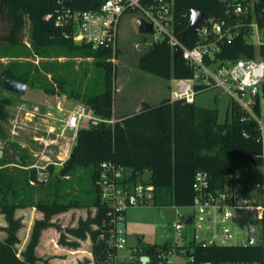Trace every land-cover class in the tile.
Returning a JSON list of instances; mask_svg holds the SVG:
<instances>
[{"label":"trees","instance_id":"obj_1","mask_svg":"<svg viewBox=\"0 0 264 264\" xmlns=\"http://www.w3.org/2000/svg\"><path fill=\"white\" fill-rule=\"evenodd\" d=\"M175 9L179 23L176 34L188 46H193L195 35L181 36L180 32L188 23V13L192 9L202 11L206 16H219L223 13V5L218 0H175ZM77 9L93 8L97 0H73L71 4ZM57 0H0V44H20L25 38V25L29 23V39L32 53L36 56H48V46L59 44L77 56L91 57L103 69L104 89L100 93L88 94L83 103L89 105L94 113L103 119L96 125L79 129L76 142L71 152L59 169L48 165V171L56 176L69 175L78 168H89L91 194L87 193V201L74 195L65 198L60 193L61 181L53 179L49 182L52 199H35L30 182L42 187L44 182L38 177L35 167L26 169L22 182L7 167L11 161L6 155L0 158V213L6 222L3 226L4 238H0V264H37L39 256L35 253L43 228L51 225V216L71 208L91 206L95 213L91 218L79 221L77 227L67 228V232L79 238L89 235L92 243L94 264H111L116 253L110 245L111 226L109 225V206L101 199L97 183L99 164L102 161H113L129 168L131 173L128 181L136 182L135 178L145 170L150 172L143 184L154 186L152 201L155 205H174L188 207L193 203L194 174L197 170L206 171L210 178V186L222 190L238 169L251 172L261 183V169L264 167V150L257 140L258 129L253 120L241 121V112L232 104L231 119L218 121L216 108H203L194 102L181 99H161L158 103H144L140 110L121 117H115L113 123L104 120L113 117V84L114 63L110 48H93L90 44L74 43L71 36L64 31L70 28L56 26L53 17L45 18L57 7ZM255 11L260 24L264 23V0L255 3ZM184 14V15H183ZM248 20V18L246 19ZM142 42L147 37H142ZM256 51L264 58V44L257 49L241 34L230 43H224L216 58L236 59L240 56L252 58ZM119 48L116 49V56ZM31 66V65H30ZM29 66V67H30ZM137 66L146 72L165 79L187 78L192 76V69L181 55L173 57L172 49L166 39L153 42L138 56ZM31 68L23 71L17 67L5 66L0 72L1 82L4 78H12L28 83ZM53 82L44 86L48 94H66L77 98L73 90L66 92L63 81L54 77ZM11 104L8 96L0 95V137L5 136L3 121L8 118L7 106ZM246 132L247 135H244ZM24 161H19L23 164ZM65 180V179H64ZM21 184L25 185L24 188ZM256 197V198H255ZM255 203L264 204V199L256 193L249 196ZM255 198V199H254ZM31 206L43 213L36 219L25 248L18 252V231L23 226L22 218L16 216V209ZM264 226V219L261 220ZM95 223V227L91 226ZM103 235V237H101ZM59 241L63 244L77 246L67 242L63 234ZM167 242L157 245L148 244L138 249L134 255L149 256L145 264H155V251L158 247L167 248ZM197 263L224 264L228 262L256 261L264 263V243L246 245H206L189 242L184 250ZM113 259V258H112ZM45 264H54L44 260ZM87 260L80 264H86ZM133 264H139L134 262Z\"/></svg>","mask_w":264,"mask_h":264},{"label":"built area","instance_id":"obj_2","mask_svg":"<svg viewBox=\"0 0 264 264\" xmlns=\"http://www.w3.org/2000/svg\"><path fill=\"white\" fill-rule=\"evenodd\" d=\"M218 1L223 5V13L217 17L204 14L195 32L187 34L195 35L197 38L196 43L191 47L176 34L179 19L175 0H97L95 7L87 9L74 8L71 5L73 0H57L58 6L52 13L45 14V18L53 17L56 26L70 28V31H64V35H70L74 43L90 44L93 48H110L113 53L111 59L114 60L118 48L120 17L124 12L139 10L142 16L138 19L150 23L152 28L151 32L145 33L149 38L145 43L149 45L166 39L172 50L179 49V55L192 69L193 73L190 77L171 79L174 86L169 93L170 100L181 99L185 102H194L195 95L200 90L212 86L221 87L240 110V120H253L256 123L257 140L264 150V58L258 51L252 58L243 56L236 59L216 58L224 43L232 42L241 34L256 49L264 44V23L260 24L254 8L258 0ZM189 15L190 12L188 19ZM45 107L42 110L37 104L28 106L22 102L15 108L16 115L21 114L28 121L39 115L47 122L45 129L47 138H39L45 144H56L64 151L63 155L58 156L59 162L53 163L55 166L62 165L76 142L79 129L96 125L103 119L94 113L92 107L83 102L73 103L68 107L58 102L55 107L57 114L51 111L53 105L47 104ZM14 120L11 128L13 133L25 124L24 121H19L18 117ZM104 121L113 123L115 117L113 115L111 119ZM244 135H247L246 132ZM125 171V167L113 161L105 160L99 164L97 183L101 199L110 209L108 221L111 226L110 242L115 250L124 247V230L120 222L123 220L125 210L150 201L154 189L152 183L128 181L129 175ZM188 207L192 208V212L180 213V219L176 221L175 228L181 234L185 223H192L194 232L189 242L201 243L203 246L260 243L255 241V229L252 231L253 243H248L247 225L253 223L255 226V223L239 224L238 217L245 215L246 210H249L253 218L261 221L264 219V204L255 203L244 192L232 186L222 190L212 189L206 171L195 172L193 203ZM254 209H256L255 213H253ZM239 227L245 230L244 235L238 231ZM186 251L184 250L187 255L184 264H211L207 261L197 263L189 254V249ZM172 255L171 245L167 248L158 247L155 251V264H177L172 259ZM115 257L116 253L112 257L111 264L146 263L141 262V256L137 257L134 254L130 256L127 263H118ZM224 264L264 263L240 261Z\"/></svg>","mask_w":264,"mask_h":264},{"label":"rangeland","instance_id":"obj_3","mask_svg":"<svg viewBox=\"0 0 264 264\" xmlns=\"http://www.w3.org/2000/svg\"><path fill=\"white\" fill-rule=\"evenodd\" d=\"M141 16L142 13L139 10H132L124 12L119 20V52L112 60L114 63L112 78L114 117H118L123 113L136 112L140 110L144 103H158L161 99L169 97L170 90L174 86L171 79L153 75L137 66L138 56L148 47V43L142 42L141 39L144 36L147 37V40L149 39L145 33L139 32L137 29L136 22ZM48 47V56L40 57L32 53L28 22L25 25V38L22 43L0 44V72L7 65L17 67L23 71L31 68V78L27 83L24 94L10 93L4 89L0 92V95L8 96L11 99V104L7 106L8 118L2 122L5 136L0 137V158L6 155L8 159L14 161L7 164V167L16 179L21 182L24 174L28 171L26 169L37 167L38 177L44 182V185L40 187L32 181L30 182L33 187V193L31 194L35 199H52L51 195L47 197L52 187L49 182L53 179H58L61 181L59 191L65 198L78 195L86 202L88 190L91 188L90 194L93 191L90 183L89 168H78L74 173L65 176H56L50 173L47 169L48 165H54V162H59L58 156L63 155L64 151L56 144H45L42 141V139L47 138L45 131L47 122L45 120L36 115L28 121L21 114L17 116L15 108L22 102L28 106L37 104L42 110L46 108L47 104H51L53 105L52 113L57 114L55 107L58 102L68 107L73 103L83 102L84 97L88 94L102 92L104 89V73L102 67L97 65L91 57L77 56L68 51L65 46L59 44H51ZM54 77L63 81L64 91L73 90L78 93V97L70 98L66 94L46 93L44 86L53 82L52 79ZM194 103L203 108H216L219 122L231 119L232 99L221 87L212 86L200 90L195 95ZM17 117L19 121H24L25 124H23L21 129L17 128V131L13 133L11 128L15 121L14 119H17ZM39 137H42V139ZM21 160L24 161L23 164H19ZM125 172L127 175L131 173L129 168H126ZM149 174L150 172L145 170L143 174L135 178L136 182L142 183L147 180ZM260 179L261 183H259L258 178L255 177L252 171L247 172L244 169H238L228 181V185H232V187L244 192L247 196L256 193L259 198L264 199V167L261 169ZM24 188L27 189L28 187ZM69 210L72 211L71 214L68 212L62 218L54 221L50 220L52 224L43 228L39 236L40 241L43 231H46L45 234L50 237L54 233L52 228H55L57 231L56 242L59 248L68 249L56 250L54 253V249L57 248L49 240L43 246V250H40L41 255L37 260V264H45L44 260L52 262L55 258L65 259V264H80L86 260L88 261L86 264H94L92 243L89 235L85 238H79L67 232L66 229L77 227L79 221L86 220L88 217L91 218L95 213V209L85 205ZM189 212H192L190 207L155 205L152 200L141 205L128 207L125 210L123 220L120 222V226L124 230L125 242L123 248L116 250V262L127 263L130 256L145 245H161L167 242L173 248L172 259L174 262L184 264L187 259L184 245L192 240L194 225L186 222L183 232L179 234L175 228V223L180 219V213ZM15 214L24 220L18 234L19 242L16 244V249L20 252L25 248L29 240L32 226L37 219L36 215H43V213L34 207L27 206L17 208ZM2 215L0 213V238L5 236L2 224L6 222H4ZM54 215L50 219H54ZM247 222L255 223V241L264 243V226H262L261 221L252 217V213L249 210H246L245 215L238 217L239 224ZM91 226L95 227V223H91ZM238 231L242 235L245 234V230L240 227ZM61 233L67 242L74 241L77 246L61 243L59 241ZM111 260L113 259L111 258Z\"/></svg>","mask_w":264,"mask_h":264},{"label":"water","instance_id":"obj_4","mask_svg":"<svg viewBox=\"0 0 264 264\" xmlns=\"http://www.w3.org/2000/svg\"><path fill=\"white\" fill-rule=\"evenodd\" d=\"M204 18V13L198 9H192L190 10V15L188 19V24L187 27L180 32L181 36H185L187 34L194 33L200 22ZM137 29L139 32H151V24L148 22L143 21L142 19H137L136 22ZM172 55L173 57H177L179 55V49L174 48L172 50ZM1 86L4 90L10 92V93H15V94H24L27 88V83L21 80L17 79H12V78H4L1 82ZM62 167V165H57L56 166V171H59V169ZM256 212V209H254L253 213ZM255 229V226L253 223H249L247 225V230H248V237L247 241L248 243H253V234L252 231ZM187 253V251H186ZM140 260L142 263L147 262L148 256L142 255L140 257ZM131 264V263H129Z\"/></svg>","mask_w":264,"mask_h":264},{"label":"crops","instance_id":"obj_5","mask_svg":"<svg viewBox=\"0 0 264 264\" xmlns=\"http://www.w3.org/2000/svg\"><path fill=\"white\" fill-rule=\"evenodd\" d=\"M122 115H125L124 113L123 114H120L118 117H121ZM94 208V207H93ZM95 209V208H94ZM68 212H70V214H71V210H69V211H67V212H64V213H59V214H55L54 216H53V218L54 219H51L52 221H54V220H56V219H58V218H62L63 217V215L64 214H68ZM3 216V215H2ZM42 216L43 215H41V214H38V215H36V217H37V219H40V218H42ZM3 219H4V217H3ZM4 222H5V220H4ZM22 223H24V220H22ZM5 224L6 223H3L2 224V226H5ZM22 228V227H21ZM20 228V229H21ZM29 228V227H28ZM19 229V230H20ZM52 230H53V234H51V236L49 237L47 234H45V232L46 231H43V233H42V235H41V239H40V241L38 242V244H37V246H36V248H35V251H36V255L37 256H40L41 254H40V250H43V246L46 244V242H49V240L50 241H52L53 243H54V247L55 248H57V249H54L55 251H54V253L56 252V250H66V249H68V248H59V245L57 244V242H56V236H57V231L55 230V228H52ZM52 232V231H51ZM18 234H19V231H18ZM55 234V235H54ZM50 238V239H49ZM46 248V247H45ZM69 251V250H68ZM54 264H65V259H62V258H55L54 259V261H52Z\"/></svg>","mask_w":264,"mask_h":264}]
</instances>
